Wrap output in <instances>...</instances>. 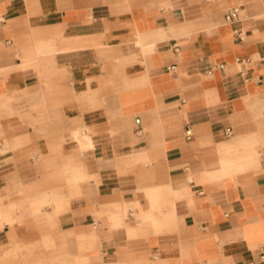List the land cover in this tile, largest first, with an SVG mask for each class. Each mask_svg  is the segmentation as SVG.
Returning a JSON list of instances; mask_svg holds the SVG:
<instances>
[{
	"label": "crops",
	"instance_id": "crops-1",
	"mask_svg": "<svg viewBox=\"0 0 264 264\" xmlns=\"http://www.w3.org/2000/svg\"><path fill=\"white\" fill-rule=\"evenodd\" d=\"M3 246L264 264V0H0Z\"/></svg>",
	"mask_w": 264,
	"mask_h": 264
},
{
	"label": "rangeland",
	"instance_id": "rangeland-1",
	"mask_svg": "<svg viewBox=\"0 0 264 264\" xmlns=\"http://www.w3.org/2000/svg\"><path fill=\"white\" fill-rule=\"evenodd\" d=\"M44 231V230H41ZM7 246H3L0 249V264H50L52 262H48L49 257H41L38 260H29L32 257V254L22 253L20 251L19 259L17 260V255H12L9 250H6ZM46 250L50 253H54L53 247H46ZM2 252V253H1ZM49 256V255H47ZM48 262V263H47ZM57 264V263H56ZM68 264H71L68 262Z\"/></svg>",
	"mask_w": 264,
	"mask_h": 264
},
{
	"label": "built area",
	"instance_id": "built-area-1",
	"mask_svg": "<svg viewBox=\"0 0 264 264\" xmlns=\"http://www.w3.org/2000/svg\"><path fill=\"white\" fill-rule=\"evenodd\" d=\"M239 17H240L239 9L238 8H234V9H231V10H229V11L224 13V22L227 23V24H232V23L238 21ZM237 38L239 39L240 42L243 41V37H242L241 33L237 34ZM173 48L176 51L177 46L173 45ZM175 69H176L175 66H172L170 68V71L172 73H174ZM224 134H225L226 137L232 136V134H233L232 128L231 127L226 128L225 131H224ZM184 136H185V139L187 141H190L191 138H192V133H191V131H190V129L188 127L185 130Z\"/></svg>",
	"mask_w": 264,
	"mask_h": 264
},
{
	"label": "bare ground",
	"instance_id": "bare-ground-1",
	"mask_svg": "<svg viewBox=\"0 0 264 264\" xmlns=\"http://www.w3.org/2000/svg\"><path fill=\"white\" fill-rule=\"evenodd\" d=\"M162 193V192H161ZM164 194V193H163ZM156 197H152V198H150V204H151V206L153 207L155 204H156Z\"/></svg>",
	"mask_w": 264,
	"mask_h": 264
}]
</instances>
